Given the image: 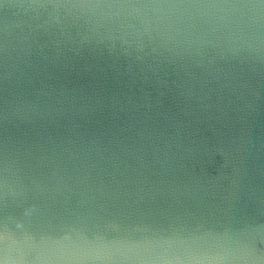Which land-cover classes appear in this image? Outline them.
Returning a JSON list of instances; mask_svg holds the SVG:
<instances>
[{
    "label": "water",
    "instance_id": "95a60500",
    "mask_svg": "<svg viewBox=\"0 0 264 264\" xmlns=\"http://www.w3.org/2000/svg\"><path fill=\"white\" fill-rule=\"evenodd\" d=\"M0 264H264V0H0Z\"/></svg>",
    "mask_w": 264,
    "mask_h": 264
}]
</instances>
